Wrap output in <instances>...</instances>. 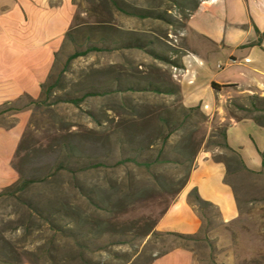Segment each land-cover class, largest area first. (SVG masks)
<instances>
[{"label": "rangeland", "instance_id": "obj_1", "mask_svg": "<svg viewBox=\"0 0 264 264\" xmlns=\"http://www.w3.org/2000/svg\"><path fill=\"white\" fill-rule=\"evenodd\" d=\"M202 1L75 0L42 99L11 108L31 117L14 162L19 182L0 198V264H154L176 249L194 264H264V173L243 170L200 111L154 90L169 83L154 62L178 56ZM236 106L264 124V101ZM203 158L228 167L240 220L224 224L192 194L200 234L158 233Z\"/></svg>", "mask_w": 264, "mask_h": 264}, {"label": "crops", "instance_id": "obj_2", "mask_svg": "<svg viewBox=\"0 0 264 264\" xmlns=\"http://www.w3.org/2000/svg\"><path fill=\"white\" fill-rule=\"evenodd\" d=\"M76 13L75 0H0V194L19 182L14 162L31 117L30 111L11 108L42 99ZM177 51L166 65L154 62L169 70V83L154 90L180 110L200 111L212 129L225 131V145L245 171L263 174L264 124L241 117L230 104L264 101V0L202 1ZM122 86L123 81L118 82V88ZM192 194L217 210L224 224L240 220L228 167L203 158L177 202L160 219L158 233L200 234L203 220L191 202ZM154 264H194V256L176 249Z\"/></svg>", "mask_w": 264, "mask_h": 264}, {"label": "trees", "instance_id": "obj_3", "mask_svg": "<svg viewBox=\"0 0 264 264\" xmlns=\"http://www.w3.org/2000/svg\"><path fill=\"white\" fill-rule=\"evenodd\" d=\"M77 57H80L79 55H76L75 56V58H77ZM215 88L217 89V86H215ZM251 101H261V100H259L258 98H254V99H251ZM230 106L232 107V109H234V110H239V108L236 106V102H232L231 104H230ZM258 123L259 124H261V125H263L262 123H260L259 121H258ZM222 134H223V138H224V141H225V138H226V136H225V131H223L222 132ZM225 147L227 148V150L229 151V152H231L234 156H235V162L243 169V170H245L243 167H242V163H241V161H240V159L238 158V156H236L229 148H228V146H226L225 145ZM3 196V193L2 194H0V198ZM196 200H197V202L200 204V205H203V206H205V207H211L209 204H206V203H204V202H202L200 199H198V198H196ZM168 236H172V237H177V238H181V239H194L193 237H183V236H178V235H168Z\"/></svg>", "mask_w": 264, "mask_h": 264}]
</instances>
